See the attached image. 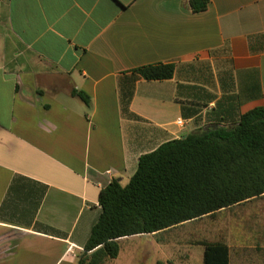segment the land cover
Instances as JSON below:
<instances>
[{
	"label": "crops",
	"instance_id": "1",
	"mask_svg": "<svg viewBox=\"0 0 264 264\" xmlns=\"http://www.w3.org/2000/svg\"><path fill=\"white\" fill-rule=\"evenodd\" d=\"M209 1L0 0V264H78L112 180L264 106V0ZM248 251L230 264H264Z\"/></svg>",
	"mask_w": 264,
	"mask_h": 264
},
{
	"label": "trees",
	"instance_id": "2",
	"mask_svg": "<svg viewBox=\"0 0 264 264\" xmlns=\"http://www.w3.org/2000/svg\"><path fill=\"white\" fill-rule=\"evenodd\" d=\"M209 0H188L194 13ZM144 79L169 80L175 65H147L135 70ZM87 105V94L74 91ZM264 196V106L244 114L233 126L195 131L161 145L140 158L127 185L114 179L100 192L102 212L78 264H106L120 254V240L158 235L189 221ZM204 264H230L224 241H200Z\"/></svg>",
	"mask_w": 264,
	"mask_h": 264
},
{
	"label": "rangeland",
	"instance_id": "3",
	"mask_svg": "<svg viewBox=\"0 0 264 264\" xmlns=\"http://www.w3.org/2000/svg\"><path fill=\"white\" fill-rule=\"evenodd\" d=\"M127 238L120 240L119 257L106 264H204L199 242L207 239L225 241L233 252L244 244L247 251L253 248L260 253L264 251V196L158 235ZM233 262L238 264L235 258Z\"/></svg>",
	"mask_w": 264,
	"mask_h": 264
},
{
	"label": "built area",
	"instance_id": "4",
	"mask_svg": "<svg viewBox=\"0 0 264 264\" xmlns=\"http://www.w3.org/2000/svg\"><path fill=\"white\" fill-rule=\"evenodd\" d=\"M178 124L182 125L183 124L182 120H178Z\"/></svg>",
	"mask_w": 264,
	"mask_h": 264
}]
</instances>
